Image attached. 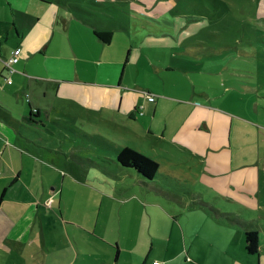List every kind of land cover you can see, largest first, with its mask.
Segmentation results:
<instances>
[{"label": "crops", "instance_id": "crops-1", "mask_svg": "<svg viewBox=\"0 0 264 264\" xmlns=\"http://www.w3.org/2000/svg\"><path fill=\"white\" fill-rule=\"evenodd\" d=\"M133 1H128L130 6L140 10L144 5H156L155 10L176 15L159 21L128 9V16L145 21L141 27L135 23L133 29L144 30L147 39L153 40L150 45L175 54L180 51L187 58L214 53L202 37L226 38L202 34L204 19L218 16L219 5L231 8L220 0H209L211 12L196 0ZM29 3L17 10L24 15L20 19L9 9L12 24L8 15H0V264H153L156 260L151 259L147 245L152 248L158 238L153 228L165 229V220L168 231H181L175 251L178 258L180 250L194 258L211 255L207 252L211 249L224 263L238 258L240 264H258L259 259L261 264L264 151L256 153L255 148L252 159V140L241 143V135L233 133L235 116L210 112L172 96H155L154 102L136 97L125 107L121 95L111 93L108 103L107 94L76 96L74 87L82 86L78 82L54 75L33 77L28 72L30 64L43 53L41 45L49 46L51 40H28L32 24L38 20H29ZM174 26L179 29L177 35H172ZM100 28L94 30L110 31L113 36L112 30ZM17 48L18 62L10 73L4 63ZM39 67L41 71L46 67L50 74L60 71L59 66L51 68L44 62ZM174 70L170 63H163L157 71ZM92 71L102 78L107 73L105 67L95 66ZM36 81L46 84L34 86ZM85 84L114 87L106 81ZM252 85L245 82L242 89L249 95ZM32 113L34 121L29 122ZM240 125L245 132V123ZM260 134L256 138L262 139ZM126 147L157 162L158 171L151 181L116 164V154ZM70 164L97 187L113 190L115 204L107 207L106 194L102 198L75 194V182L59 173L60 167ZM126 205L143 207L144 223L138 225L132 217L128 223ZM247 230H259L257 256L245 252ZM188 238L194 254L187 249ZM236 246L240 249L234 252Z\"/></svg>", "mask_w": 264, "mask_h": 264}, {"label": "rangeland", "instance_id": "rangeland-1", "mask_svg": "<svg viewBox=\"0 0 264 264\" xmlns=\"http://www.w3.org/2000/svg\"><path fill=\"white\" fill-rule=\"evenodd\" d=\"M128 1L0 0V15H8L12 24L14 12H17L14 17L20 19L24 15L17 10L20 7L25 9L24 4L30 2L28 4V13L31 14L29 20L31 17L38 20L32 24L34 29L30 30L28 40L35 41L42 37L51 40L49 46L42 44L40 47V52L46 54L38 55L30 64L32 68L28 72L33 74V77L54 75L64 81L78 82L82 86L74 87L76 96L85 95L84 92H88L91 96L107 94L105 98H108V103L111 93L115 94L113 96L121 95L124 97L125 107L136 97L141 98V102L146 101L145 94L149 92L154 96L177 97L210 112L220 111L234 115L233 133L241 135V143L247 144L248 140H252L251 153L254 160L259 150L264 151V1L220 0L231 8H221L223 6L219 5L218 16L204 19L205 26L202 34H222L226 38L211 39L207 37L208 35L202 37L203 44L213 49L214 53L206 52L203 55L187 58L180 51L175 54L159 46L150 45L149 42L153 40L147 39L144 30L133 29L135 23L141 27L145 21L141 17L128 16V9H135L144 16L163 21V18H171L170 20L176 18L174 12L166 10L163 13V9L155 10L156 5H152L151 8L144 5L140 10L138 7L130 6ZM196 1L203 4L210 12L213 10L209 0ZM133 2L140 3L139 0ZM175 3L179 10V3ZM9 9L13 11V14ZM14 24L16 25V21ZM100 26L113 31L109 46L102 44L93 35L94 28L101 29ZM178 30L174 26L172 35H177ZM186 41L190 43L191 40ZM201 60L202 62H199ZM43 62L51 68L59 66L60 71L50 74L46 71V67L41 71L39 65ZM163 63H170L175 70L171 73L157 71ZM95 66L99 69L104 67L107 69L104 78L94 76L92 69ZM93 81L110 82L114 84V87L107 88L101 84V87L93 88L85 84ZM245 82L255 84L252 89H248V91L251 90L250 93L248 92L249 95L242 89ZM45 84L44 81L33 83L34 86ZM252 95L258 104L253 102ZM79 121L80 118H76V122L79 123ZM127 123L134 128L131 121ZM243 123H245V132L240 125ZM259 133L262 139L256 138V136L259 137ZM129 143L137 149L134 144ZM255 148H257L256 153ZM67 166L60 167L59 173L75 182V194L91 193L96 194V198H102L103 194H106L107 207L110 208L115 204L113 197L117 196H114L113 190L101 185L97 187L92 181L80 176L73 165ZM101 202L105 203V200L102 199ZM171 207L176 210L181 209L175 205ZM123 210L128 223L130 217L138 225L144 223L143 207L129 208V205H126ZM176 216L178 218L177 213ZM123 223L127 224L125 221ZM152 223H155V220ZM153 232L158 238L152 248L149 245L147 247L151 259L153 257L160 264H240L238 258L224 263L222 257L211 249L207 250L211 255H199L194 258L188 256L185 250H180L179 258L176 257L175 251L181 242L178 234H181V231L179 228L168 231L167 220H165V229L156 226ZM189 240L188 238L187 245L190 248L187 249L194 254V245H191ZM261 246L264 253V244L261 243ZM238 249L240 247L236 246L234 252ZM261 264H264V258Z\"/></svg>", "mask_w": 264, "mask_h": 264}, {"label": "trees", "instance_id": "trees-1", "mask_svg": "<svg viewBox=\"0 0 264 264\" xmlns=\"http://www.w3.org/2000/svg\"><path fill=\"white\" fill-rule=\"evenodd\" d=\"M93 35L104 44H109L112 38L110 31H93ZM127 61H125V64ZM252 84V83H251ZM255 84L252 85L254 87ZM251 87V88H252ZM34 113L28 118L29 122L34 121ZM116 164L124 169H132L133 172L142 180L151 181L157 174L158 164L145 155L130 149L122 148L116 154ZM259 237L254 230H247L244 234V249L250 256H257L261 249Z\"/></svg>", "mask_w": 264, "mask_h": 264}, {"label": "built area", "instance_id": "built-area-1", "mask_svg": "<svg viewBox=\"0 0 264 264\" xmlns=\"http://www.w3.org/2000/svg\"><path fill=\"white\" fill-rule=\"evenodd\" d=\"M20 53V49L17 48L16 50H14L11 54V57L4 63L7 70L10 71V73L14 72L13 69V65L16 64L18 62V55ZM11 81L9 80L8 83H10ZM146 95V100H148L149 102H154L155 100V96L151 95V94H145ZM153 264H160L159 262L155 261L153 262Z\"/></svg>", "mask_w": 264, "mask_h": 264}]
</instances>
